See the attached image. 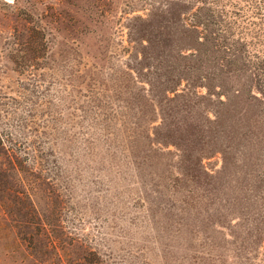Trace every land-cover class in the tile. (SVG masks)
<instances>
[{
    "label": "rangeland",
    "instance_id": "obj_1",
    "mask_svg": "<svg viewBox=\"0 0 264 264\" xmlns=\"http://www.w3.org/2000/svg\"><path fill=\"white\" fill-rule=\"evenodd\" d=\"M0 264H264V0H0Z\"/></svg>",
    "mask_w": 264,
    "mask_h": 264
}]
</instances>
